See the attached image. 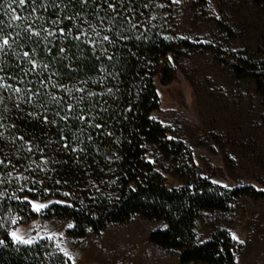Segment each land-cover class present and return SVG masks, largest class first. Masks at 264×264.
<instances>
[{
    "label": "trees",
    "instance_id": "16d2710c",
    "mask_svg": "<svg viewBox=\"0 0 264 264\" xmlns=\"http://www.w3.org/2000/svg\"><path fill=\"white\" fill-rule=\"evenodd\" d=\"M164 1L0 0V44H10L0 48V264H72L8 234L40 216L71 219L76 237L140 216L164 223L150 241L181 264H235L230 235L201 242L197 220L264 192L198 177L167 185L164 163L182 172L193 160L151 116L156 81L171 83L185 52L212 46L169 32ZM232 68L264 100V61L240 52ZM24 196L47 207L37 213Z\"/></svg>",
    "mask_w": 264,
    "mask_h": 264
},
{
    "label": "rangeland",
    "instance_id": "374dc122",
    "mask_svg": "<svg viewBox=\"0 0 264 264\" xmlns=\"http://www.w3.org/2000/svg\"><path fill=\"white\" fill-rule=\"evenodd\" d=\"M164 2L169 32L212 46L185 52L174 65L171 83L156 81L160 107L151 116L168 139L185 144L193 160L182 172L164 163L167 185L182 187L198 177L264 192V100L256 84L238 79L232 68L240 52L264 61V0ZM69 224L68 218L40 216L14 223L10 232L32 238L25 245L46 242L66 256L64 249L72 264H181L179 252L150 241L154 231L165 227L162 222L135 216L85 237L72 235ZM219 231L236 244L235 264H264V199L243 196L227 212L201 213L198 239L208 241Z\"/></svg>",
    "mask_w": 264,
    "mask_h": 264
},
{
    "label": "snow or ice",
    "instance_id": "6c2138e0",
    "mask_svg": "<svg viewBox=\"0 0 264 264\" xmlns=\"http://www.w3.org/2000/svg\"><path fill=\"white\" fill-rule=\"evenodd\" d=\"M24 2H25V0H20V3H21V4H23ZM174 2L179 3V0H174ZM109 7H113V6H112V5H109ZM17 18H18V17H17ZM37 35H39V33H37ZM104 39L107 40L108 37L105 36ZM4 46H9V47H10L9 40H8L7 37L3 38V42H2V44H0V48H3ZM26 55H27V54H26ZM34 63H35V62L33 61V64H34ZM0 79H2V78H0ZM16 91H19V89H16ZM0 163H3V161H0ZM58 183H59V182H58ZM34 190H35V189H30L29 191H34ZM45 191L47 192V191H49V190H48V189H45ZM0 195H2V194H0ZM64 195H65V196H68V195H70V193H64ZM17 199H20V197H17ZM23 199H24L25 201H28V203L32 206V208H33L35 211H37V212H39V211H41L42 209H44V208L47 207V205H45V204H42V203H36L35 201H30V200L28 199L27 196H24ZM15 222H16V221H13V223H15ZM72 226H73V225H71V224L68 225V227H72ZM8 234L11 236L12 240H13L14 242H17V243L31 244V243L34 242V241L32 240V238H30V237L26 238L24 235L19 234V230L11 231V232H9ZM236 238L238 239V237H236ZM241 242H243V241H241ZM4 243H5L4 240H0V245H2V244H4ZM61 251H64V254H65L66 256L68 255V252L65 251L64 249H61Z\"/></svg>",
    "mask_w": 264,
    "mask_h": 264
}]
</instances>
